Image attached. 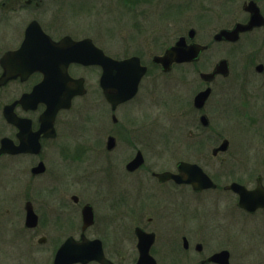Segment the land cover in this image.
I'll return each instance as SVG.
<instances>
[{"label":"flooded vegetation","instance_id":"1","mask_svg":"<svg viewBox=\"0 0 264 264\" xmlns=\"http://www.w3.org/2000/svg\"><path fill=\"white\" fill-rule=\"evenodd\" d=\"M209 1L214 6L209 7L211 13H207V17L215 18L223 25L209 34L208 43L196 39L197 31L195 38H190L187 35L188 30L168 47L185 36L188 44L197 42L205 46L200 55L202 57L213 43L238 45L241 39L249 41L264 29V0ZM166 8H174L179 15L186 13L190 4L175 0L167 3L165 0H0V78L8 72L9 62L5 60L13 62L15 70L19 71L0 84V148L5 145L7 149H17L15 152L6 149L0 153V160L16 159V166L12 170L15 182L11 197L15 205L14 217L20 222L18 233H29L40 248L53 254V264L55 254L65 244L64 248L68 252L102 251L109 261L93 259L71 264H141L143 242L150 243L149 254L154 258L155 264H223L210 260L213 254L222 250L229 251V264L231 263L230 249L219 248L218 245L222 244L224 238L216 235L221 230L225 231L224 218L211 213L207 200L202 198L208 199L210 196L205 194L209 191H231L238 202V193L228 188L229 184L238 180L219 183L204 165L195 160L176 158L173 163L169 162L170 165H165L159 160L165 151V136L159 133L149 134V124L137 122L135 119L139 113L145 114L138 105L141 97L146 98L149 103L150 96L155 98L161 85L160 79L164 71L161 64L154 61V57L163 54L168 47L159 53H155L150 47L159 48L164 45V28L159 26L161 22L163 25ZM115 10L125 13L126 20L130 19L129 27H123L126 34L121 33L126 40L120 37L131 52L129 54L121 55L104 48V45L114 42L113 39L107 41L108 38L97 25V21H86L94 23L90 26L73 25L62 20L65 12H91L94 16L92 18L97 20L101 11L110 14ZM251 21L254 25L241 31L235 40L215 38L222 29H233L239 23L246 24ZM260 21H263L262 24H258ZM30 26L33 28L31 40L34 46L29 51L42 49L52 61L47 77L38 69L31 72L22 70L25 68L24 62L44 58L43 55L35 57L30 52L22 51L5 59L9 52L21 48ZM254 39L260 40L259 36ZM85 42L102 48L107 55L114 58L137 56L147 66L136 93L129 100L119 103L115 108L106 100L100 84L102 68L99 64L71 62L65 66V46H78ZM41 43L44 48L37 45ZM221 59L228 60L229 73L217 74L207 82L201 79V87L194 94L195 99L200 91L210 89L204 108L197 109L201 115L204 113L207 116L209 124L205 127L196 124L194 132L183 136L185 140L175 139L184 141L182 146L189 152L201 155L210 152L212 141L210 136L203 134V130L212 127V118L204 109L213 100L216 101H213L214 106L219 101V104H223V111L240 110L241 115H246L244 119L257 124L255 126L264 132V122L260 123L262 126H258V121L264 120V48L253 57L254 70L243 71L248 74L237 73V96L240 94V98L236 104L223 99L226 96L223 90L214 97L218 82L222 87H227V81L232 76L230 60L227 57L219 60ZM217 62L206 73H211ZM86 69L92 70L89 72L92 75H87ZM68 75L72 78L70 84ZM45 77L48 81L42 92L51 97L49 103L29 97ZM81 80L86 88L85 94L74 95L68 106H59L55 113L51 112L55 102L60 98L64 99L69 89L76 90ZM92 87L93 95L96 93L104 96L107 117L111 116L112 124L105 128L99 127L98 118L95 123L92 121L94 105L83 107L78 103ZM24 96L26 99L22 101ZM185 98L186 94L183 95L184 100ZM253 98L255 102H251ZM133 102L137 109H134L136 106L131 107L126 112L125 106L127 108ZM253 103L257 106L258 116L257 113L252 114L253 111L248 108ZM232 105L237 109L232 108ZM6 109L15 121L8 120ZM215 109L216 107L211 111L216 113ZM70 126L75 130L71 132ZM85 131L87 134H84ZM174 137L181 138V135ZM110 138L114 139L111 147ZM3 140H6L4 144ZM225 140L228 141L227 149L217 152ZM22 146L27 150H18ZM100 147L104 148L98 150L103 156L99 155L94 160L100 164H94L93 171L84 170L86 156L88 157L93 148ZM233 147L232 139L220 135L213 146L212 154L224 156ZM139 154L142 156V163L134 168L129 167ZM150 157H153L152 163H149ZM22 159H27V166H23ZM182 162L198 164L216 186L196 189L190 181L180 182L173 177H160V174L166 172L181 174L179 166ZM258 178H261L264 186V175L261 173L256 176L255 185L238 182L252 189L257 185ZM197 199L198 202H194ZM261 210L264 207L253 213L245 210L243 212L254 215Z\"/></svg>","mask_w":264,"mask_h":264},{"label":"rangeland","instance_id":"2","mask_svg":"<svg viewBox=\"0 0 264 264\" xmlns=\"http://www.w3.org/2000/svg\"><path fill=\"white\" fill-rule=\"evenodd\" d=\"M169 1L173 0H165L166 3ZM175 1L183 2L186 5L190 4V9L186 10V13L177 15L174 8L170 10L166 8L163 25L161 22V26H159L164 28V45H160L159 48L151 46L150 48L154 49L155 53L162 52L178 36L186 34L190 28L196 29V39L199 42L208 43L209 34L223 25L217 19L207 17L206 14L211 13L209 7L214 6L209 0ZM87 13L73 14L65 12L62 15V20L73 25L84 24L90 26H93L94 23L86 21H97L99 23L97 25L105 32V36L108 38L107 41L110 42L113 39L114 42V44L104 45V48L121 55L131 53L127 50L126 44H123L124 40H126L125 37H122V34H126V31H123V27L130 25V19H125V13L115 10L108 14L105 11H101L97 20L92 18L94 16L91 12ZM258 36L260 40L256 41L254 38ZM263 37L264 29H261L249 41L248 39L245 40V38L241 39L238 45H218L213 43L212 47L197 62L181 64L175 66L171 72L163 73L160 79L161 85L158 95L155 98L149 95V103L146 98L141 97L138 105L140 106L139 108L145 111V114L139 113V115L135 116V119L137 122L149 124V134L159 133L165 136L166 147L163 148L165 151L159 157L160 162L170 165L169 162L173 163L176 158L198 161L205 166L219 183L223 184L238 180L246 184L255 185L256 176L259 173L264 175V132L255 126L257 124L244 119L246 115H241L240 110L223 111V104H219L220 101L214 106L213 103L216 101L213 100L214 102L208 103L204 109L212 118V127H209L206 131L203 130V134L210 136L212 141V146L209 148L210 152L205 155L189 152L187 148L182 146V144H185L184 141L175 140H185L184 135L194 132L196 124L200 126L199 117L201 112L193 106L195 91L198 88L200 89L202 84L199 72L209 71L221 57H227L230 60L232 76L227 81V87H222L218 82L216 86L217 92L214 97L218 92L222 93L220 91L223 90L224 95H226L223 99L231 104H236L235 102L240 98V94L237 96V73L240 72L239 74H242L244 70H254L252 66L253 57L263 50ZM91 71L86 69L85 73L90 75L91 73L89 74V72ZM243 73L248 74L246 71ZM93 89L94 87L78 103L83 107L94 105V112L91 115L92 121L95 123L97 121L96 118H98L99 127L105 128L107 125L112 124L111 116L107 117L104 96L96 95V93L93 95ZM185 94L186 98L184 100L183 95ZM229 96L232 97L227 99ZM157 98L158 100L156 101ZM255 101L254 98L251 99V102ZM254 104L248 107L253 111L252 114L257 113V106ZM233 106L232 108L237 109L236 106ZM131 107L137 109V105L134 102L129 103L127 108L125 106L126 112ZM215 107L214 111H217L216 113L213 110L211 111ZM262 122L264 120L258 121V126H262L260 125ZM84 129H87V124L84 125ZM69 130L72 132L75 129L70 126ZM90 133L92 134L93 131H90ZM84 134H87L86 131ZM175 135H181V138H176L174 137ZM220 135L232 139L234 149L227 155L213 156L212 149ZM101 148L103 147L93 148L88 157L86 156L84 170L93 171L94 164H100L99 161L96 163L94 160L99 155L103 156L98 152ZM224 157L225 159H223ZM152 158L150 157L149 163H152ZM22 160L23 166H27V159ZM15 161L16 159L12 158L0 160V264H53V254H49L40 248L36 241L30 237L29 233L23 235L18 233L20 222L14 217L13 209L15 205L11 197L15 182L12 171L14 170L13 167L16 166ZM18 166L20 167L19 162ZM205 195L210 196V199H207V197L202 198L207 200L210 212L224 218L225 231L221 230L216 235H220L222 239L224 238L222 244L218 245L220 246L219 248L225 247L231 251L230 264H264V210L254 215L243 212L237 207V199L231 191H209ZM194 202H198V199ZM161 237L160 235V239H162ZM216 239L219 240V238Z\"/></svg>","mask_w":264,"mask_h":264},{"label":"water","instance_id":"3","mask_svg":"<svg viewBox=\"0 0 264 264\" xmlns=\"http://www.w3.org/2000/svg\"><path fill=\"white\" fill-rule=\"evenodd\" d=\"M260 13V12H259ZM263 21H260L258 24H262ZM254 25L251 21L246 24L239 23L233 29H222L219 33L215 36L216 39L222 38H232L235 40L239 33L245 29H249ZM33 28L29 27L27 29L26 38L24 40L23 46L20 50L16 52H9L5 59L9 57H13L14 54L20 52H30L29 49L34 46V42L31 40V32ZM195 29H190L189 37H195ZM40 47L44 48L41 44ZM67 50L64 56V63L67 66L72 61H79L83 64H100L102 66L103 72L101 75V86L103 89V93L106 99L111 102L114 108L119 104L122 103L129 98H131L137 91L138 84L146 72L147 67L142 65L140 62L139 57L133 56L125 59H115L106 55L102 49L92 45L81 43L77 45H66ZM205 46L203 44L193 42L188 44L186 41V37H181L175 45L169 47L163 55H157L154 57V61L160 63L165 71H170L172 69L173 63H182V62H191L196 61L199 59L201 53L204 51ZM39 49L38 51H32L29 54L36 56L43 55L44 58H39L35 60H29L24 62V67L22 70H27L26 72H31L33 70H42L46 76L48 74V70L51 64V60L48 59L45 55V51ZM8 63L7 67V74L0 78V84H3L7 81V79L19 72L15 70L12 64L13 62L5 60ZM23 64V62H22ZM229 62L227 59H221L215 66L214 70L211 73L202 72L201 77L204 80H210L215 75L221 73L227 75L229 73ZM67 76V74H66ZM70 80L72 78L68 75L69 84L72 83ZM48 81L47 78L44 79L41 85L36 87L34 92L29 95V97L33 98L36 101H44L46 103L50 102V96H44L45 93L42 92L43 88L45 87L46 82ZM77 83V82H76ZM60 90V89H59ZM86 89H84V85L82 80L79 82L78 87L76 90L69 89L66 97L60 98L54 104V108L51 109V112L55 113L59 106H68L71 102L72 97L76 94L84 93ZM44 94V95H43ZM210 94V89H205L200 91L195 97V106L198 108H202L206 103V100ZM24 100V97L21 99ZM52 102L54 101L51 99ZM6 116L8 120L15 121V118L11 115L8 109H6ZM201 121L204 125H208V118L206 115L201 116ZM6 140H3V144ZM114 143V139L110 138L109 146L111 147ZM228 141H224L220 148L217 150H225L227 148ZM5 145L0 148V153L6 151ZM11 152H15L17 149H7ZM18 150H27L23 146L20 147ZM216 150V151H217ZM142 163V156L140 154L129 164V167L134 168L139 166ZM181 170V174L175 175L170 172L160 174L161 178H170L173 177L177 181H190L195 185L196 189L208 188L216 186L210 176L204 172V170L198 164H191L187 162H182L179 166ZM228 188L233 189L234 191L240 194L239 206L245 208L249 211L254 212L256 209L260 207H264V186L261 184V178H258V185L253 190H248L245 185H242L238 182L231 183ZM143 235V234H142ZM141 235V237H142ZM149 242H143L141 244V264H155L154 258L149 254ZM92 259H99L104 262H109L103 255V252L100 251L98 253L95 252H88V251H72V252H65V248L63 247L60 251L56 254L55 257V264H69L73 262H87ZM212 261H218L223 264H229V251L222 250L213 254L210 258Z\"/></svg>","mask_w":264,"mask_h":264}]
</instances>
